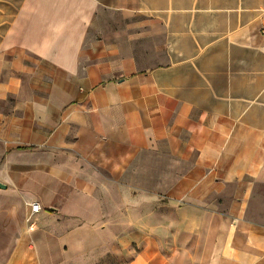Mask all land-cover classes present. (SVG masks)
Here are the masks:
<instances>
[{"label":"crops","instance_id":"1","mask_svg":"<svg viewBox=\"0 0 264 264\" xmlns=\"http://www.w3.org/2000/svg\"><path fill=\"white\" fill-rule=\"evenodd\" d=\"M0 185L36 246L264 264V0H0Z\"/></svg>","mask_w":264,"mask_h":264},{"label":"rangeland","instance_id":"2","mask_svg":"<svg viewBox=\"0 0 264 264\" xmlns=\"http://www.w3.org/2000/svg\"><path fill=\"white\" fill-rule=\"evenodd\" d=\"M36 217L32 219L35 223L32 231L28 222L29 215H0V264H127L129 261V257H123L120 249L125 243L123 236L128 234L99 232L94 234L97 240L91 244L93 249L86 254H78L76 247L79 239L74 227L68 222L67 231L60 237L59 242L57 236L49 235L50 237L44 239L40 235L43 242L38 244L40 247L36 246L31 237L34 235L37 239ZM20 227L26 230L25 239L18 234Z\"/></svg>","mask_w":264,"mask_h":264},{"label":"built area","instance_id":"3","mask_svg":"<svg viewBox=\"0 0 264 264\" xmlns=\"http://www.w3.org/2000/svg\"><path fill=\"white\" fill-rule=\"evenodd\" d=\"M29 207H30V213H29L28 222L30 224V230L34 231L35 223L32 221V219L37 215H39L43 209L42 206L37 202L31 203Z\"/></svg>","mask_w":264,"mask_h":264},{"label":"water","instance_id":"4","mask_svg":"<svg viewBox=\"0 0 264 264\" xmlns=\"http://www.w3.org/2000/svg\"><path fill=\"white\" fill-rule=\"evenodd\" d=\"M0 188H5V186L0 185Z\"/></svg>","mask_w":264,"mask_h":264}]
</instances>
